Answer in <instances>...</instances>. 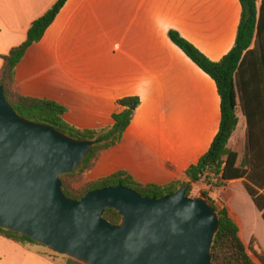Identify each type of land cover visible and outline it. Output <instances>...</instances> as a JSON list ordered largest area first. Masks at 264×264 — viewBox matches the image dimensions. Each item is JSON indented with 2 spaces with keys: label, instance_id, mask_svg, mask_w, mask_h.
<instances>
[{
  "label": "crops",
  "instance_id": "1",
  "mask_svg": "<svg viewBox=\"0 0 264 264\" xmlns=\"http://www.w3.org/2000/svg\"><path fill=\"white\" fill-rule=\"evenodd\" d=\"M56 1L0 0V70L1 56L20 45L32 22ZM242 11L240 0H67L18 63L15 90L58 102L66 108L65 120L79 129L111 126L113 114L123 109L118 101L139 97L121 141L101 154L86 180L124 170L142 183L169 184L184 178L210 149L222 120L215 80L169 31L220 61L236 43ZM238 117L230 147L242 162L251 148L246 117L242 111ZM199 183L195 191L202 188ZM226 206L247 241L231 201ZM0 243L20 254L14 264H64L31 243L1 235Z\"/></svg>",
  "mask_w": 264,
  "mask_h": 264
},
{
  "label": "water",
  "instance_id": "2",
  "mask_svg": "<svg viewBox=\"0 0 264 264\" xmlns=\"http://www.w3.org/2000/svg\"><path fill=\"white\" fill-rule=\"evenodd\" d=\"M94 140L70 137L17 113L0 83V227L84 264H212L216 209L189 185L162 197L123 184L77 200L61 175L75 171ZM114 208L119 224L105 217Z\"/></svg>",
  "mask_w": 264,
  "mask_h": 264
},
{
  "label": "trees",
  "instance_id": "3",
  "mask_svg": "<svg viewBox=\"0 0 264 264\" xmlns=\"http://www.w3.org/2000/svg\"><path fill=\"white\" fill-rule=\"evenodd\" d=\"M67 0H57L43 15L34 20L26 39L2 55L0 83L5 95L19 115L29 120L51 125L70 137L94 140L90 153L73 172L61 175L63 190L68 197L81 199L89 191L123 184L143 196L162 197L173 193L186 184L187 195L196 197L195 184L213 180H241L243 188L264 220V0H240L242 18L234 47L220 60L212 61L178 31L170 30L171 40L179 46L203 71L216 82L221 96L222 120L220 129L210 149L196 163L188 167L184 178L165 185L142 183L130 173L119 170L111 175L85 181L80 187L74 184L86 176L95 166L101 154L118 144L130 125L140 104L137 96H127L118 102L123 107L113 114L111 126L98 129H79L68 123L66 108L58 102L25 96L15 90L16 67L26 50L44 36ZM242 111L247 120L251 156L240 162V153L230 147ZM205 198L217 211L220 227L211 248L212 264H264V251L257 252L240 235V227L226 205H216L205 191ZM104 217L112 224H119L122 215L114 208L106 209ZM0 235L20 243H37L27 235L0 227ZM252 252V254L250 253ZM65 264H84L67 257Z\"/></svg>",
  "mask_w": 264,
  "mask_h": 264
},
{
  "label": "rangeland",
  "instance_id": "4",
  "mask_svg": "<svg viewBox=\"0 0 264 264\" xmlns=\"http://www.w3.org/2000/svg\"><path fill=\"white\" fill-rule=\"evenodd\" d=\"M246 148L247 145H246ZM87 181L85 176L79 179L74 185L80 187ZM230 183V184H229ZM226 182L215 179L212 184L205 182L199 183L202 188L196 190L194 195L200 197L201 191H205L209 196L212 193V197L218 199V205H227L231 201L233 208L239 214L241 218V225L243 228V235L245 230V236H249V243L257 251H264V220L261 213L255 209L253 202L251 201L248 193L240 183ZM209 185V186H208ZM228 185V186H226ZM210 197V196H209ZM34 248H38L43 251L47 257L52 258L61 263H66L67 256L53 252L49 247L41 243H31ZM252 254V252H250ZM253 255V254H252ZM20 254L11 251V249L0 243V264H14L19 258ZM32 257V256H31ZM14 260V262H13ZM47 264H53L48 261Z\"/></svg>",
  "mask_w": 264,
  "mask_h": 264
},
{
  "label": "built area",
  "instance_id": "5",
  "mask_svg": "<svg viewBox=\"0 0 264 264\" xmlns=\"http://www.w3.org/2000/svg\"><path fill=\"white\" fill-rule=\"evenodd\" d=\"M214 202V201H213Z\"/></svg>",
  "mask_w": 264,
  "mask_h": 264
}]
</instances>
